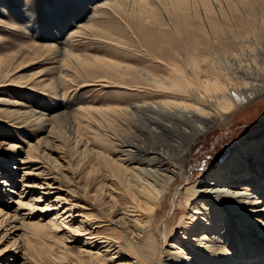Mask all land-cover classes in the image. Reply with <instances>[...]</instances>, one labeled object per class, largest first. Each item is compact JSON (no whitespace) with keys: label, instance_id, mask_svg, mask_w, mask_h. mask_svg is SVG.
I'll return each mask as SVG.
<instances>
[{"label":"bare ground","instance_id":"1","mask_svg":"<svg viewBox=\"0 0 264 264\" xmlns=\"http://www.w3.org/2000/svg\"><path fill=\"white\" fill-rule=\"evenodd\" d=\"M52 1L48 8L43 6L45 22L41 24L35 19L37 9L33 4L38 0H16V7L0 0V15L11 13L20 20V24L6 26L0 19V26L22 30L39 40L35 42L42 50L39 55H53L54 62L66 66L74 62L82 71L89 69L93 78L83 85L121 88L135 93L136 98L127 99L133 93L124 92L126 95L118 100L98 106L81 104L66 110L75 103L67 102L66 90L60 92L65 68L53 65L46 71L59 72L52 78L59 84L54 92L58 101L52 102L47 110L23 104L17 110L20 115L17 122L22 127L33 126L35 130L52 133L62 119L71 118L72 114L78 128L89 129L91 133V139L82 144L92 145L94 159L103 163L113 176L110 197H115L113 192L119 186L126 202L120 209L112 206L113 211L121 214L110 223L118 229H114L118 236L103 234L100 225L91 226L93 223L81 206L60 195L52 198L62 191L69 193L51 169L59 165L57 158L63 160V151L55 146L49 148L50 154H45L43 138L36 143L27 141L25 156L19 160L23 169L22 188L9 189L18 195L12 201L16 205L13 213L4 211L3 206L7 205L0 198V226L19 221L21 227L17 224L12 227L24 228V244L1 249L0 264H5L10 252L18 257L17 250L25 255L23 264H27L28 252L39 245L38 251L45 253L46 241H51L46 254L53 255L51 251L64 253L67 243L82 239L89 249L80 252L88 264H264V205L259 208V204H264V133L236 146L200 180L188 185L181 182L190 173V151L195 144L211 129L228 125L237 112L264 95V74L260 72L264 60L258 55L264 53V37L260 39L263 47L254 45L258 54L243 52L247 57L241 54L243 59L233 57L236 60L221 54L227 71L219 72L221 67L214 63L213 74L201 77L196 55L182 45L185 55L176 54L181 44L178 38L191 35L198 25L197 19L200 22L205 19L218 32L216 17L226 13L223 0ZM224 1L227 10L239 11L236 0ZM240 1L246 6L252 2ZM198 29L196 34L202 38ZM90 36L103 38L106 46L111 45L101 54L88 53L86 48L76 51L79 38ZM131 47L145 48L153 61L159 62L158 66L146 65L139 55L135 58L128 54ZM243 49L246 50L244 46ZM161 66L164 71H157ZM47 79L36 82L45 90L53 84L46 83ZM7 103L13 104L8 100ZM66 105L69 107L64 110ZM0 174L4 175V171ZM1 183L5 187L16 186L8 178ZM34 193L39 195L33 197ZM42 197L48 202L40 208L36 204ZM168 199L169 208L163 214L161 209ZM24 210L27 212L22 215ZM180 213L183 215L176 225ZM236 219L239 221L234 224ZM250 229L254 232H249ZM146 233L153 237L152 253L127 254L130 259L118 262L125 255L121 237H140ZM246 236L256 238L257 244ZM92 247H98V251Z\"/></svg>","mask_w":264,"mask_h":264},{"label":"rangeland","instance_id":"2","mask_svg":"<svg viewBox=\"0 0 264 264\" xmlns=\"http://www.w3.org/2000/svg\"><path fill=\"white\" fill-rule=\"evenodd\" d=\"M236 1L239 2L240 5L239 11L231 12L227 10L226 2L223 0L226 13L222 16L219 15L216 17L219 23L218 32L215 31L214 28H211L209 22L207 23L205 19L204 21L201 20V22L197 19V27H199L198 30L201 31L202 38L196 34L197 27L195 28L194 26V32L191 35L187 38H178L181 40V44L177 47L176 54H184L180 47L182 45V47L186 48L191 55H196L197 60H200L198 64H200L202 70L201 77H207V75L213 74L215 64L219 65V68L221 67L220 69H222L219 71L220 69L217 68L219 69L217 71H227L220 57L221 54L226 56L229 55V58L236 60L235 58L237 56L239 57L241 54L244 55V57H247L246 55H256L259 53L256 51V46L260 47L262 45L261 47H263V42H260V39L262 40L264 37V0H252L249 6L244 5L240 0ZM7 2L12 7H16L17 5L16 0H7ZM52 3H54L52 0H38V3H33L36 5L35 7L37 10L35 12V19L38 23L39 21L41 24L45 22L44 11L46 7L48 8ZM43 6H45V9ZM11 15V13L0 15L2 23L6 26H10L11 23L20 24V20ZM161 16L163 17V14ZM112 19L116 21L119 20L114 17ZM0 37V173L2 170L4 171V175L0 174V198L7 205V207L3 206V208L6 209L4 211L10 210L11 213H13V209L16 207L15 203L12 201L17 199L18 195L10 192L9 189L20 191L22 188L21 179L23 176V169L22 166L19 165V160L21 157L25 156V149L28 147L26 142L29 141L30 143H36L39 138L41 140L43 138V146H46V150L44 151L45 154H50L49 148L55 146L58 147L57 149L61 152L63 151V160H58L57 158L59 165L55 166L54 169L51 165L50 166L52 167L51 169L54 174H56L58 182L65 189H69L70 193L62 191L60 194L56 193L52 198L56 197V195H60L61 197L67 198L78 204L82 207L80 209L87 213V216L90 219L89 222L92 221L93 224H91V226H101L100 229L97 228L95 231L99 229L103 234L108 236H118V234H116L117 231H115L118 229L110 223L112 219L114 220L115 218L120 217L121 214L119 211H113L112 206L115 204L120 209L124 202H126L125 197L123 196L124 191L118 186L115 190L116 192H113L115 197H110L112 195H110L109 189L111 187V181H113V176L110 175L103 163L94 159V155L92 156V153L94 154V151L92 150L93 147L91 148L92 145L90 144L87 146L86 144H82L83 141L91 139L89 129L78 128L76 124L77 120L72 114L70 115L71 118L69 116L65 117L58 125H56L58 129L55 126L53 129V132L55 133H50L47 129V131H38L35 130V127L33 128V126L22 127V125L17 122L18 116H20L18 115L19 113L17 110L22 108L23 104L29 105L33 108H44V110H47L48 107L52 106V102L58 101L54 96V92L59 84L55 79L53 81L52 78L58 75L59 72L55 74V69L46 71L48 67L53 65L65 68V72L62 74L60 80V92L66 90L68 92L66 95L67 102L72 100V102L74 101L75 103L70 107L66 105L64 110L68 107L69 109L66 110H73L81 104L98 106L107 103L112 99L117 98L118 100L122 98L123 95H126L124 92H128L129 94H132L133 92L109 86L102 88L100 84L83 85L86 83V80L89 79L90 81V79L93 78L91 76L92 72H90L89 69L82 71L77 68L74 62H71L66 66L54 62L52 59L53 55H39L42 50L37 43L40 41H36L33 39L32 35L30 36L22 30H13L9 27L0 26ZM102 39L96 36L79 38L76 51H78L79 48L82 50L86 48L87 50H85L88 53L101 54L107 47H110L109 45H111L108 43V46H106L107 42H103ZM244 39L248 40L245 41ZM249 39H251L253 45L249 43ZM258 39L259 41H257ZM35 42L37 43L35 44ZM243 46L246 50H251L252 53L256 49L254 51L256 53L252 54L251 52L244 50ZM97 49H100V51ZM129 50L128 54L135 55V58L138 57L136 55H139V57L143 59L144 64L158 66L159 62L153 61L154 58L146 53L145 48L139 49L137 47H131ZM35 51H37V53H35ZM243 52L248 53L245 55ZM262 54L264 53L261 52V54L259 53L258 55H260V60L263 61L264 55ZM242 57L240 56L239 58ZM232 62L229 63L234 65ZM223 66L224 69L222 68ZM158 68L157 71H164L161 69L162 66ZM263 69L264 66L260 69V72H263L264 74ZM238 75H241V73ZM44 77L48 78L46 83H49L50 81L53 83L52 86L47 87L45 90L43 87L38 86L36 82L38 79ZM245 80H247V78ZM248 80L250 82L252 81L251 79ZM19 83L25 85H18ZM129 98H136V94L133 93L132 96H129L127 99ZM83 99L88 100L82 102ZM7 100L10 102L12 101L13 104H8ZM86 119H88V117H86ZM263 133L264 95L259 97L256 101L248 104L244 110L237 112L228 125L217 126L214 129H211L204 138L200 139L195 144L190 151V173L185 175L181 182L188 185L191 181L194 182L200 180L219 165V163L224 161L233 152L236 146L243 144L245 141L256 139ZM88 148H91V150L88 151ZM85 150L87 153H84ZM52 157H55V154H52ZM7 178L16 183V186H3L1 181L3 182V179ZM37 195L39 194L34 193L33 197H37ZM42 199L43 200L39 204H36L40 208L45 205V202H48V200H45V197H42ZM164 205V209H161L163 214L165 211H168L169 199ZM263 205L264 204L262 203L259 204V208ZM25 212H27V210L22 211V215ZM182 215L183 213H180L177 216L175 220L176 225ZM259 215L261 216V214ZM237 221L239 220L236 219L234 224H236ZM16 224L21 227L19 221H14L11 225L4 223V225L0 226V250L8 246H11V248L14 249L23 243L22 241L25 236V231L23 232L24 228L22 227L23 229L16 230V228L12 227V225ZM14 230H16V233L13 234ZM244 230L248 229L244 228ZM249 232L253 233L254 230L250 229ZM59 233V235H61L63 232ZM251 237L252 236H246L247 239ZM121 239L120 241H122V249L125 252V255H123L119 261L117 260L118 262L130 259L127 254L134 255L140 251L142 253H152L154 250L153 237L147 235V233L140 237H121ZM249 241L254 244H257L258 242L256 238H254V240L249 239ZM84 242L85 239H82V241L77 243L69 242L67 243L68 247L66 252L64 250V253H60L53 250L50 253L53 255H48L49 251L47 252L48 254H46V251L49 249L51 241H46V245H43L44 250H46L45 247H47L45 253H40L38 251L39 245H35L36 248L31 249L28 252L30 254V259L28 258L26 262L27 264H86L87 262L82 260V253L80 252V249H89L84 246ZM14 243L17 244L14 245ZM97 248L98 247H92L90 249L98 251ZM16 253L18 257L13 256L15 255L14 252H10L6 255L5 264H23L25 255L23 256V253L18 252V250Z\"/></svg>","mask_w":264,"mask_h":264}]
</instances>
